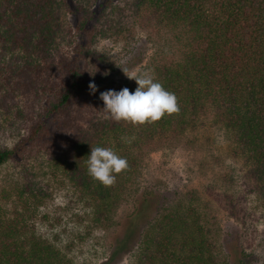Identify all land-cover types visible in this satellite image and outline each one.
I'll list each match as a JSON object with an SVG mask.
<instances>
[{"label": "trees", "instance_id": "16d2710c", "mask_svg": "<svg viewBox=\"0 0 264 264\" xmlns=\"http://www.w3.org/2000/svg\"><path fill=\"white\" fill-rule=\"evenodd\" d=\"M65 1L0 0V60L5 61L0 63V75L12 88L0 98L5 118L21 105L26 92L36 88L37 76L53 67L51 56L64 11L76 15L83 9L74 0ZM132 7L141 25L172 39V50L149 64L147 71L175 93L179 111L137 125L110 117L90 131H79L72 145L48 163L54 182L68 183L92 228L110 227L138 183L144 155L166 144L190 141L211 121L229 134L234 155L251 165L264 204V0H132ZM86 24L81 21L82 29ZM68 72L66 83L54 92L29 135L0 149V166L22 159L36 142L47 138L50 122L85 91L88 84L79 66ZM9 98L15 102L8 105ZM17 113L22 115V108ZM97 146L111 147L127 158L128 168L111 186L88 174L86 161L91 147ZM27 188H15L17 203L10 217L0 204V264L69 263L56 243L35 232L34 222L31 227L29 219L36 216L45 194L30 188L27 193ZM1 194L5 202L11 200L10 189ZM151 203L143 196L122 223L124 246L135 234L139 237L133 264H230L195 198L178 199L156 210ZM151 210L156 212L147 218Z\"/></svg>", "mask_w": 264, "mask_h": 264}, {"label": "rangeland", "instance_id": "374dc122", "mask_svg": "<svg viewBox=\"0 0 264 264\" xmlns=\"http://www.w3.org/2000/svg\"><path fill=\"white\" fill-rule=\"evenodd\" d=\"M73 4L83 9L75 15L65 6L51 56L53 67L37 76L36 88L26 92L21 105L6 118L0 111V149L29 135L54 92L66 83L69 68L77 64L88 85L65 112L50 122L47 138L36 142L22 159L0 166V204L7 216L17 203L15 188L42 189L45 196L29 223L33 227L34 222L37 234L62 249L69 261L66 264H133L139 237L135 234L133 242L124 246L122 223L143 196L154 202V210L178 199L195 198L205 211L221 255L230 264H264L263 195L251 165L234 155L229 134L211 121L190 141L166 144L144 155L138 183L125 197L110 227L92 228L68 183L54 182L49 161L69 148L79 131H90L97 122L111 117L103 109L100 93L124 87L134 92L138 85L124 69L147 71L149 64L168 54L173 46L170 35L146 28L135 19L132 0H74ZM81 21H87L85 29ZM114 67L116 72L112 71ZM108 73L114 75L103 77ZM91 83L96 85L95 92L89 87ZM6 92L10 94L12 88L0 75V98ZM13 97H17L15 93ZM11 99L8 105L15 102ZM3 189L12 191L8 202L2 199ZM17 208L21 209L20 205ZM154 212L148 211L147 218ZM147 218L140 221L142 226Z\"/></svg>", "mask_w": 264, "mask_h": 264}, {"label": "clouds", "instance_id": "9594fccd", "mask_svg": "<svg viewBox=\"0 0 264 264\" xmlns=\"http://www.w3.org/2000/svg\"><path fill=\"white\" fill-rule=\"evenodd\" d=\"M127 77L137 83L135 91L127 87L119 91L109 89L100 93L103 109L115 121H127L133 125L153 123L163 116L179 111L175 93L167 90L148 71L135 73L124 69ZM95 92L96 85H89ZM88 174L104 186L115 183L116 175L128 168L127 158L120 156L111 147H91L86 161Z\"/></svg>", "mask_w": 264, "mask_h": 264}]
</instances>
